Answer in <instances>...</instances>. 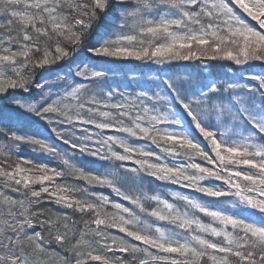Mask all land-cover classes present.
Here are the masks:
<instances>
[{
    "label": "snow or ice",
    "instance_id": "obj_1",
    "mask_svg": "<svg viewBox=\"0 0 264 264\" xmlns=\"http://www.w3.org/2000/svg\"><path fill=\"white\" fill-rule=\"evenodd\" d=\"M161 5L166 9L164 14H161ZM129 8L132 10L129 11ZM97 10L106 16L111 15L114 20L123 19L125 24L120 25L121 34L115 39L98 41V46L93 44L87 49L96 56L159 58V62L165 58L190 60L197 57V51L193 50L195 47L201 53L210 50L213 53L211 59H227L236 65L264 62V0H154L153 3L138 0L137 4H132L131 0H91L90 7L80 0H0V12L7 17L4 23H0V94H7L10 89L28 93L33 88L43 93L45 84L33 79L35 71L72 55L62 43L70 44L73 52L83 46L93 23L100 18ZM152 10L159 18L145 19L143 13ZM128 18L134 19L135 34L123 33V28L128 27ZM248 18L255 22V26L248 22ZM16 28L19 31L12 35ZM154 40L163 42L153 44ZM77 67L79 69V65ZM75 74L85 79L103 75L87 66ZM247 81L229 83L225 88L216 82L186 86L165 78L155 85L158 91H141L132 99L121 94V100L117 102H113L115 94L109 91L103 101L92 99L78 103L75 108L62 103L61 99L51 100L50 94L42 95V102L38 105L14 98L18 108L26 109L37 117L48 119L54 115L57 119L63 118L61 123L80 121L95 124L97 129L115 128L131 137L150 139L168 156L183 155L188 163L169 166L167 163L152 162V157L160 159L157 153L133 147L118 136L97 141L99 150L89 147L86 142L92 139L91 136L83 137L84 142L71 143L72 148L79 147L81 153L92 157L135 160L139 167L131 171L145 172L159 180L193 188L207 197L217 198L219 207L206 206L186 196L180 197L191 209L211 218L212 223H204L194 214L189 216L187 211L180 213L160 196L134 197L121 193L120 188L115 186V176L109 178L107 173L75 170L76 178L89 184L106 185L122 195L124 200L130 201L141 213L159 221H168L184 230L183 234L175 230H167L166 234L165 228L145 225L139 215L120 203L112 204L117 210L115 213H104L103 206L111 203L106 197H99L97 202L77 199L72 193L81 189L56 183L57 178L70 174L63 169L50 168L46 164L36 165L35 169L22 166L31 164V161L16 163L10 171L0 166L3 186L14 184L16 191H20L19 186L23 185L28 200L26 206L24 202L5 198L12 206L19 203V209L0 213V264H39L34 253L44 252L48 242L40 232L33 231L34 224L40 223L42 227L47 224L50 231L53 227H60L50 219L38 221L36 217L39 213L30 212L31 205L39 203L43 194L67 208L91 213L95 217L91 222L97 226L117 228L127 237L140 242L130 243L121 237L106 243L109 237L97 228L93 230L95 237L99 238L96 243L102 245L105 254H95L94 249L78 252L74 246L75 264H88L89 261L127 264L122 258L114 261L106 254L116 251L130 254L134 264H199L205 257L211 264H233V258L235 264H264V73L249 75ZM251 81H256V84ZM80 91L79 87H73L64 96L78 99ZM86 103L91 106L86 107ZM98 103L110 111H100ZM96 115L106 118L105 122H97L94 119ZM185 119L188 128L198 132L208 143L214 156L209 155L195 142L191 133L184 130ZM125 120L130 121V126L124 123ZM161 125L179 126L181 130ZM226 125H231V135L219 131ZM243 132L248 134L243 135ZM10 139L52 151L39 139L15 133ZM69 142L65 140V143ZM113 145H119L123 153L113 150ZM102 149H106L110 156L102 154ZM197 157L212 167L197 163ZM64 164L68 165V161L65 160ZM213 179L222 184L200 183ZM36 184L41 186L40 189L30 190ZM27 190H30V196H27ZM229 197L236 198L233 208L225 206ZM147 200L156 201L168 212L165 214L157 208L149 212ZM249 209L252 211L247 215L241 214ZM102 214L104 218H101ZM217 222L220 226L214 227L213 223ZM63 227V234L57 231L54 235L58 244L68 239V225ZM210 237H222V240L214 242ZM77 245L90 248L83 237L77 240ZM138 252L146 258L138 259Z\"/></svg>",
    "mask_w": 264,
    "mask_h": 264
},
{
    "label": "trees",
    "instance_id": "obj_2",
    "mask_svg": "<svg viewBox=\"0 0 264 264\" xmlns=\"http://www.w3.org/2000/svg\"><path fill=\"white\" fill-rule=\"evenodd\" d=\"M80 2L89 5V7L91 6V0H80ZM149 2L153 3L154 0H149ZM131 3L137 4L138 0H131ZM159 7L161 14H163L166 9L163 5ZM131 10L132 9L129 8V11ZM3 14L6 16L5 13ZM143 15L144 18L148 20L159 18L155 15V10L145 11ZM97 16L100 18L93 23V27L88 33V37L84 41L83 46L77 48L73 52L70 44L66 42L62 43V46L72 52V55L63 61L35 71L33 79L36 82L45 84L43 93L33 88L28 93H23L18 89H10L7 94H0V166H3L6 171H10L15 167L16 163L31 161V164H22V166L35 169L36 165L46 164L50 168H55L57 170L63 169L66 173L70 174L62 178H57L56 183L65 187L70 186L72 188L81 189V191L72 193L77 199H82L86 202H97L99 197H106L111 203L103 206L104 213H115L117 210L112 207V204L120 203L125 207H129L134 213L139 215L145 225L149 227L155 225L165 228L166 234L167 230H175L180 234H183L184 230L178 228L176 225L170 224L168 221H159L154 217L141 213L135 205H132L128 200H124L122 195L106 185L89 184L85 180L76 178L75 170L82 169L92 174H110L109 178L112 176L117 178L115 186L120 188L123 194L132 195L134 197L137 195H142L144 197L162 195L160 197L173 204L174 208L180 213L187 211L189 216L194 214L203 222L211 223L210 219L204 216L203 213H199L191 209V207H187V205L183 204L182 200H176L169 195V192H166V190L175 191L183 189L180 185L173 184L170 181L157 182L155 177L145 172L131 171V169L139 167L136 163L117 161L115 159H100L99 157H92L87 153H81L79 147L75 149L71 147V143L78 141L84 142L83 137L91 136L92 139L86 142L89 144V147L99 150L100 144L96 142L104 139L103 136H100L101 133H115L118 134L117 136H124L126 134L127 140L132 139L133 137L127 135V133L117 131L115 128L97 129L95 124H87L80 121H74L71 124L67 122L61 123L60 121L63 118L57 119L54 115L50 116L48 119L37 117L34 113L28 112L26 109L18 108L13 102V99H24L30 104L38 105L42 102V95L50 94L51 100L61 99L62 103L75 108L78 103H85L92 99L102 101L108 90L113 91L117 89L120 91L127 87L129 88L128 94L130 95H136L140 90L158 91L155 85L165 78H171L178 84H184L186 86H200L202 84L216 82L218 85H224L226 88L229 83L248 82L247 77L249 75L264 73V62L251 61L247 64L236 65L233 61L227 59H211L210 57L213 53L210 50L201 53L195 47L193 50L197 51V57L190 60L165 58L162 62H159V58L136 59L135 57L96 56L89 53L87 49L93 44H97L98 46V41L102 42V40L105 39H115L116 36L121 34L120 25L125 24L123 19L114 20L111 15L106 16L99 10H97ZM4 22L5 21L1 23ZM248 22L255 26V22L251 21L250 18H248ZM126 23L128 27L123 28V33L129 35L135 34L134 19L128 18ZM18 31L19 28H16L15 31L12 32V35H16ZM77 31L79 32L80 29H77ZM140 38L146 39L144 37ZM153 44L155 43L153 42ZM182 54H186V52H182ZM35 58L38 59L39 57ZM82 64H85L88 68H102L103 75L94 79H83L81 76H77L75 74L76 67ZM25 74L30 75L29 73ZM241 77L244 79H241ZM251 83L254 85L256 81H251ZM73 87H79L81 91L78 94L79 98L71 102L70 100L74 98L68 99L64 96V93L70 91ZM235 91L239 90L236 89ZM148 104L151 106L150 101ZM99 105L100 103L97 104V107H99ZM88 106L91 105L86 103V107ZM85 119H87V116H85ZM94 119L97 122L101 121L98 115H96ZM125 123L130 126V121L125 120ZM184 125L186 130L191 133L195 142H198L209 155L214 156L210 146L203 137L200 136L198 132L188 128L187 119H185ZM53 129H55V131ZM219 131L231 135V125H226L219 129ZM12 133L19 136L39 139L48 146V149H52V151L40 149L38 145H33L24 141H13L10 139ZM247 134L248 133L243 132V135ZM65 140L70 142L65 143ZM140 142L147 147L145 149L147 151L154 152L153 150L159 149L150 139L143 137H138V141L132 146L139 148ZM117 148L123 151L119 146H117ZM101 152L104 155L110 156V153H108L106 149H102ZM160 152L164 155L162 151ZM138 157L139 156H136V158ZM177 157L182 158L179 159L180 164L188 163L186 157L183 155ZM150 159L152 162L159 163L156 157ZM65 160L68 161V165L64 164ZM196 162L202 163L207 167H212V165H208L207 161H203L199 157L196 158ZM3 181L4 178L0 177V213H7L10 210L19 209V203L12 206L6 201V197L8 200L24 202L27 206L28 200L23 185L19 186L20 191H16L17 186L13 184L10 187H4ZM214 182L220 181L213 180V183ZM201 184L207 185L208 180L201 181ZM40 187L39 184H36L31 186L30 190L38 191ZM189 189L192 191L191 196L195 197V199H199L201 202L210 204L211 206H219L216 203L217 198L207 197L193 188ZM30 190H27V196H30ZM219 200L224 201L225 198H219ZM225 206L227 208L229 207L227 202ZM146 207H148L149 212L153 208H157L165 214L168 212L163 205H158L156 201L152 200L146 201ZM30 212L39 213L36 217L38 221H47L50 219L60 226L58 229L53 227L50 231L47 224L43 227L40 223L34 224L33 231L40 232L45 241L48 242V247L44 252L34 253L39 260V264H65L66 261L68 264H75V260L73 259L74 246L75 250L78 252H86L90 249H94L95 254H105L102 245L96 243V240L99 238L95 237L93 230L97 228L109 237V239L105 241L106 243H111L112 238L119 240L121 237H124L130 241V243L140 244V242L132 240L131 237H127L125 233H121L117 228L106 227L104 225L97 226L91 222L95 218L91 213L67 208L62 204L56 203L55 200L48 198L47 194H43V198L39 203L31 205ZM121 214L126 217L128 216L126 213ZM101 218H104L103 214ZM64 224L68 225V239L67 242L58 244L54 241V235L57 231L61 234L65 232L63 227ZM81 237L89 242L90 248L85 245H77V240ZM210 238L214 242L222 240L220 237ZM140 246L143 247V245ZM151 251L155 252L156 250L151 249ZM106 254L114 261L117 258H122L127 264H134L132 256L128 253L116 251ZM136 256L138 259L146 258L139 252L136 253ZM88 264H102V262L89 261ZM150 264H164V262H150ZM199 264H211V262L205 257L199 261ZM233 264H235L234 258Z\"/></svg>",
    "mask_w": 264,
    "mask_h": 264
},
{
    "label": "rangeland",
    "instance_id": "obj_3",
    "mask_svg": "<svg viewBox=\"0 0 264 264\" xmlns=\"http://www.w3.org/2000/svg\"><path fill=\"white\" fill-rule=\"evenodd\" d=\"M6 19H7V17L2 13V12H0V23L1 22H3V21H6ZM103 41V40H102ZM154 43H156L157 41H153ZM161 42H163V41H161ZM85 64L83 65H80L79 66V69H78V67H76V72L78 71V70H80V69H84L85 68ZM90 69H92V70H95V71H100V72H102V69L101 68H95V67H91ZM82 77V76H81ZM83 79H85L84 77H82ZM109 91H111V92H113L115 95L113 96V102H117V101H120L121 100V94H124L128 99H132V98H134L136 95H130V94H128V89L126 88V89H123V90H120V91H118L117 89H115V90H108L107 91V93L109 92ZM140 92H141V90H140ZM118 93V94H117ZM106 96H107V94L105 95V97L103 98V100L106 98ZM68 99H70L69 97H67ZM75 99H73V100H70L71 102L72 101H74ZM102 100V101H103ZM149 105V104H148ZM149 107H151L150 105H149ZM99 109H100V111H110V109H107V108H104L103 107V104L102 103H100V105H99ZM100 117V116H99ZM100 119H101V121H98V122H105V120H106V118H104V117H100ZM125 123V122H124ZM126 124V123H125ZM161 127H177V130H181L180 128H179V126H172V125H161ZM185 130V129H184ZM98 132V131H97ZM118 134H115V133H112V134H107V133H101V135L100 136H103L104 137V139H106L108 136H117ZM128 135V134H127ZM118 137H121L122 139H125V140H127V136H126V134L124 135V136H118ZM134 139H136V138H138V137H133ZM127 142H128V140H127ZM129 143V142H128ZM142 142H140L139 143V148H143V149H146L147 147H145L143 144H141ZM130 144L131 145H133V144H135V143H133V142H130ZM117 146H119V145H113V150L115 149V151H118V152H121V153H123V151H120V149H118L117 148ZM155 153H157V155L160 157V159H159V163H167L169 166H177L178 164V166H180V165H182V164H180V160L179 159H182L181 157H177L176 155L174 156V155H172V156H168L166 153H164V155H162V153L160 152L161 151V149L159 148V149H155V150H153ZM138 158H141V157H138ZM128 162H133V163H135V160H129ZM179 162V163H178ZM131 166V165H130ZM190 172H193V170H189ZM157 179V178H156ZM214 180V179H213ZM213 180H208V184L209 185H217V184H222V182H214L213 183ZM164 181H167V180H159V179H157V182H164ZM203 182V181H202ZM201 183V182H200ZM174 184V183H173ZM176 184V183H175ZM207 184V185H208ZM176 185H180L183 189H181V190H175V191H171V190H166V189H164V190H166V192L168 193L169 192V195L170 196H172L173 198H175L176 200H181L180 199V197H182V196H186V197H189L190 199H193V200H195V201H198V202H200V203H203V204H205L206 206H211L210 204H207V203H204V202H201L199 199H195V197H192L191 196V193H192V191H190V189L188 188V187H184L183 186V184H176ZM164 188V187H163ZM187 190H189V191H187ZM193 190V189H192ZM187 192V193H186ZM166 193V194H167ZM166 194H164V195H166ZM160 196H162V195H160ZM236 200V198L235 197H229V198H227V204H228V208H233V202ZM183 201V200H182ZM183 204H185V205H187L184 201H183ZM187 207H190L189 205H187ZM215 207H219V206H215ZM244 206H241V208H243ZM195 210V209H194ZM234 211H237L236 209H234ZM250 211H252V210H247L246 212H243V213H241L242 215H247L248 214V212H250ZM121 214V213H120ZM122 215V214H121ZM208 219H210V222L212 223V221H211V218L210 217H208ZM252 219H254V217H252ZM204 223H206V222H204ZM213 226L214 227H219L220 225L218 224V222L217 223H213ZM229 230H231L230 228H229ZM213 238H217V237H213ZM220 238H222V237H220ZM130 242V241H129Z\"/></svg>",
    "mask_w": 264,
    "mask_h": 264
}]
</instances>
